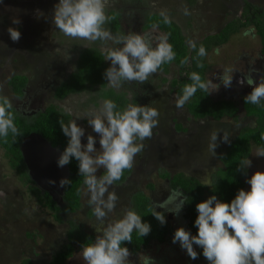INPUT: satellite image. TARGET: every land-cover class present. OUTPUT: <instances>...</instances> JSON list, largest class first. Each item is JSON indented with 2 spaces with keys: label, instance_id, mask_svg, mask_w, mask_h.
<instances>
[{
  "label": "rangeland",
  "instance_id": "obj_1",
  "mask_svg": "<svg viewBox=\"0 0 264 264\" xmlns=\"http://www.w3.org/2000/svg\"><path fill=\"white\" fill-rule=\"evenodd\" d=\"M244 1L264 10V0H104L106 15L117 12L121 24L117 33L112 31L108 21L104 27L114 36L129 32L144 34L155 44L164 33L158 29H145L146 18L150 14L161 15L163 11L181 28L191 48L189 41L196 44L207 36L218 34L233 19L240 18ZM57 3L58 0L0 2V97L7 98L21 114L43 111L55 105L71 119H78V124L86 130V136L96 135L87 120L101 113L106 92L113 91L125 96L128 103L149 105L159 111L158 126L150 138L142 141L143 149L135 156L132 168L126 169L122 178L109 187V191L118 196L116 209L109 214L110 220L119 218L125 210L132 208V197L138 192L148 195L153 204L167 200L172 188L168 181L159 178V171L183 173L201 182L211 180L213 184L216 174L223 168L219 161L222 149L237 137L241 129L252 128L256 124L254 118L246 117L242 108V100L252 87L246 82L243 86L237 82L251 76L259 83L263 77L264 52L262 45L256 42L254 31H241L231 38L228 45L214 48L205 58L210 67L207 81L213 82L208 88L210 94L217 100L234 101L240 109L238 120H196L186 104L182 108L176 107L179 94L174 81L181 77V68L177 66H172L168 74L157 71L143 83L125 81L114 87L106 80L103 89L96 86L82 94L57 100L55 91L76 71L81 51L97 48L104 54L107 48L117 47L110 40L93 42L65 36L53 23V10ZM185 8L189 12L187 15ZM14 19L20 23L13 24ZM9 27L20 30L18 42L10 39ZM106 64L110 66V62L106 61ZM226 68L233 70V82L229 88H225L220 79ZM15 75H25L30 80L22 100L14 97L9 86V80ZM216 84L219 85L217 89ZM213 131L220 132V136L226 133L229 137L227 143L218 139L214 156L208 150ZM82 142L86 143V137ZM96 147L99 151L98 143ZM257 150L260 149L253 147L249 158L252 162L248 168L250 176L256 171H264V157L256 156ZM102 174L103 169L97 173L98 176ZM150 185L153 189L149 188ZM249 187L247 184L245 190ZM86 191L84 187L81 209L75 214L63 213L64 222L59 223L50 210L38 203L30 186L23 182L0 147V264H23L25 260L33 264H51L55 254L68 243L71 222L95 237L94 228L101 224L94 217ZM210 195L208 192L206 198ZM174 207V203H169L166 209L157 208L169 221L167 241L162 245L153 243L137 255L130 254V264H142L144 256L152 258L154 264H208L202 254L192 260L178 244L172 243L178 227L191 231L186 205L178 216L167 211ZM196 250L201 252L199 248ZM72 264L85 262L78 254Z\"/></svg>",
  "mask_w": 264,
  "mask_h": 264
},
{
  "label": "clouds",
  "instance_id": "obj_2",
  "mask_svg": "<svg viewBox=\"0 0 264 264\" xmlns=\"http://www.w3.org/2000/svg\"><path fill=\"white\" fill-rule=\"evenodd\" d=\"M187 14L189 12L185 8ZM161 16L165 23L170 22L165 12L162 11ZM108 19L104 0H58L53 10V23L65 36L93 42L110 40L117 45L104 52V61L110 62V66L103 75L112 86L118 87L125 81L143 83L163 64L176 58L166 35L159 37L155 44L144 34L135 32L114 36L104 27ZM19 23L18 19L13 20V24ZM7 31L13 42L20 40L18 28L9 27ZM189 43L195 50V42ZM206 55V49L201 45L198 56ZM232 74L230 68L223 70L220 79L225 88L231 87ZM189 78L192 83L181 90L182 94L176 101L177 108H182L198 89L207 90L213 85L212 81H202L196 72L191 73ZM237 82L241 86L246 82L252 87V91L244 97L246 104L260 105L264 101V77L260 78L259 83L251 76ZM218 87L216 84L215 89ZM12 107L7 98H0V138L19 135ZM158 118L159 111L149 105L128 103L119 110L113 100L105 99L101 113L87 120L95 136H86V130L78 124V119L59 121L67 145L57 160V166L63 168L73 159L77 161L78 175L83 177L88 203L95 219L101 224L94 228L95 238L81 245L79 254L85 264H130V252L125 242H132L133 232L141 237L151 232L150 222L143 220V216L132 208L125 210L119 218L109 219L118 201L117 194L110 192L109 187L122 178L126 169L132 168L135 156L143 149L142 141L150 138L153 129L158 126ZM85 137L86 143L82 142ZM218 139L225 143L229 141L226 133L222 136L218 131L210 133L208 150L213 156ZM255 155L264 157V149L257 150ZM251 163L250 159L242 161L238 170L246 172ZM101 169L103 174L98 176ZM67 182V179H62L61 187ZM246 183L249 189H239L230 202L221 200L216 194L198 202L195 205L197 216L193 222L196 234L178 227L172 243L178 244L192 260L202 254L208 264H264V171H256L246 178ZM201 185L216 192L211 180H205ZM189 199L181 189H172L167 200L153 204L151 215L162 226L166 225L165 214L157 211V208L166 209L169 203H174V209L167 211L178 216ZM197 248L201 249L200 253ZM142 264H154V261L144 256Z\"/></svg>",
  "mask_w": 264,
  "mask_h": 264
},
{
  "label": "trees",
  "instance_id": "obj_3",
  "mask_svg": "<svg viewBox=\"0 0 264 264\" xmlns=\"http://www.w3.org/2000/svg\"><path fill=\"white\" fill-rule=\"evenodd\" d=\"M108 17V22L112 25V31L117 33L121 27L120 15L117 12H111ZM169 21V23H165L161 15L150 14L146 18L145 29H158L168 37V42L172 45L176 58L170 63L163 64L158 71L168 74L172 66L181 68V77L174 81L179 95L182 94L181 90L185 85L192 83L189 77L193 72L198 73L202 81L207 82L208 64L205 61L206 56L214 48L227 44L232 36L238 34L242 29L253 28L256 31V34L261 39L264 52V11L248 1L243 3L240 18L230 21L218 34L207 36L197 42L195 50L192 47H188L187 39L181 28L175 22ZM201 45L206 49L207 55L205 57L198 56V49ZM77 64L76 71L70 74L56 89L55 98L57 100H63L71 95L82 94L96 86H100L102 89L105 88L106 79L103 73L108 66L106 61H104V54L99 49L87 48L81 51ZM29 82V78L25 75H15L9 80V86L15 98L24 99ZM104 96L106 99L113 100L119 110H122L128 104L125 96L116 94L113 91L106 92ZM242 103L246 116L254 118L256 124L252 128L245 127L241 129L237 137L226 148L222 149L219 161L222 163L223 168L216 174L213 183L215 193H213L212 189L209 190L207 187L202 186V182L195 177L183 173L170 174L166 171H159L158 176L161 180L168 181L172 189H181L190 197L185 209L193 234L197 232V229L193 226L197 216L195 205L206 199L208 192L216 194L218 198L225 202H230L239 189H246V178L250 176L249 169L246 172L238 170V165L250 158L253 147L264 149V101L260 105H252L246 104L243 99ZM186 106L194 119H213L216 122H220L225 118L236 122L240 111L234 101L216 100L208 89H198L186 103ZM11 110L15 115L19 135L15 138L12 135L7 138H0V147L5 151L6 157L13 167L21 175L23 182L30 186L31 193L36 197L38 203L43 208L50 210L54 214L56 221L63 223V213L75 214L82 207V190L85 186L83 177L78 175L77 161L73 159L67 165L69 169L68 182L64 185L63 203L58 204L50 194L43 192L32 181L25 162L22 145L25 138L32 134H38L54 148L63 152L67 145V138L61 131L59 121L62 119L67 122L71 118L55 105H50L45 110L32 114H21L13 107ZM149 188L153 189V186L150 185ZM131 203L132 209L143 216V220L150 222L151 232L146 237H141L133 232L132 242H125L130 254L137 255L153 243L164 244L169 235L167 216L165 215L167 224L162 226L151 215L153 203L144 192L136 193L132 197ZM157 211L159 210L157 209ZM67 237L68 243L55 254L51 264H72L80 253L81 245L95 238L87 234L74 222L70 223ZM23 264L33 263L25 260Z\"/></svg>",
  "mask_w": 264,
  "mask_h": 264
},
{
  "label": "water",
  "instance_id": "obj_4",
  "mask_svg": "<svg viewBox=\"0 0 264 264\" xmlns=\"http://www.w3.org/2000/svg\"><path fill=\"white\" fill-rule=\"evenodd\" d=\"M22 151L32 181L43 192L50 194L58 204H62L64 187H61L60 181L69 176L67 165L63 168L57 166L62 151L54 148L38 134H32L24 139ZM59 187L61 193L56 196L54 190Z\"/></svg>",
  "mask_w": 264,
  "mask_h": 264
},
{
  "label": "crops",
  "instance_id": "obj_5",
  "mask_svg": "<svg viewBox=\"0 0 264 264\" xmlns=\"http://www.w3.org/2000/svg\"><path fill=\"white\" fill-rule=\"evenodd\" d=\"M249 29H252L254 32H252V33H254L255 35H256V42L258 41L261 45H262V42H261V39L258 37V35L256 34V31L253 29V28H245V29H242L241 31H245V30H249ZM240 31V32H241ZM240 32L238 33V34H240ZM237 35V34H236ZM235 36V35H234ZM234 36H232V37H234ZM232 40L230 39V41L229 42H231ZM229 42L227 43V44H225V45H228L229 44ZM225 45H223V46H225ZM263 47V46H262ZM210 70V67L208 66V70H207V72ZM206 79H207V75H206ZM217 100V99H216ZM220 100H225V99H220ZM244 113H245V111H244ZM245 115H246V113H245ZM225 119H228V118H225ZM211 120H213V119H211ZM224 120V119H223ZM214 121V120H213ZM216 122V121H215Z\"/></svg>",
  "mask_w": 264,
  "mask_h": 264
},
{
  "label": "flooded vegetation",
  "instance_id": "obj_6",
  "mask_svg": "<svg viewBox=\"0 0 264 264\" xmlns=\"http://www.w3.org/2000/svg\"><path fill=\"white\" fill-rule=\"evenodd\" d=\"M264 11V10H263ZM60 86V85H59ZM58 86V87H59ZM57 87V88H58ZM25 95H26V93H25ZM243 104V103H242ZM242 108H243V106H242ZM244 111V110H243ZM33 113H36V112H33ZM239 113H240V111H239ZM30 114H32V113H30ZM247 117V116H246ZM66 179V178H65ZM64 187V186H63ZM54 192H55V194H56V196H58V195H60V193H61V187H59V188H57V189H55L54 190Z\"/></svg>",
  "mask_w": 264,
  "mask_h": 264
}]
</instances>
